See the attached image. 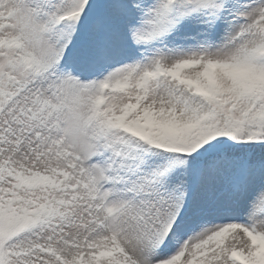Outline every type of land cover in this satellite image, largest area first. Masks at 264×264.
<instances>
[{"label": "snow or ice", "instance_id": "snow-or-ice-1", "mask_svg": "<svg viewBox=\"0 0 264 264\" xmlns=\"http://www.w3.org/2000/svg\"><path fill=\"white\" fill-rule=\"evenodd\" d=\"M0 264H264V0H0Z\"/></svg>", "mask_w": 264, "mask_h": 264}]
</instances>
